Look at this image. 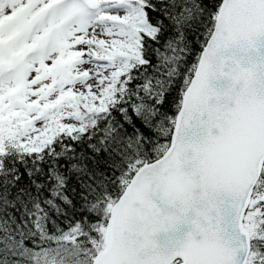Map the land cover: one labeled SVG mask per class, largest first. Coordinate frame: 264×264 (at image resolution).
Segmentation results:
<instances>
[{"label":"snow or ice","instance_id":"snow-or-ice-1","mask_svg":"<svg viewBox=\"0 0 264 264\" xmlns=\"http://www.w3.org/2000/svg\"><path fill=\"white\" fill-rule=\"evenodd\" d=\"M0 264H264V0H0Z\"/></svg>","mask_w":264,"mask_h":264}]
</instances>
